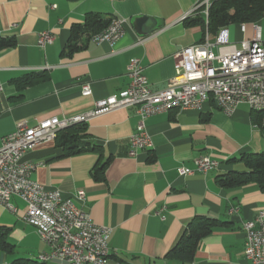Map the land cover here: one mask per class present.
<instances>
[{
  "label": "crops",
  "instance_id": "crops-1",
  "mask_svg": "<svg viewBox=\"0 0 264 264\" xmlns=\"http://www.w3.org/2000/svg\"><path fill=\"white\" fill-rule=\"evenodd\" d=\"M199 1L0 0V37L17 41L0 50V147L2 137L20 121L34 125L45 118L81 114L96 101L124 91L133 59H139L154 90L165 88L176 74L181 49L204 37L202 27L192 23L201 15L194 10ZM89 14L125 21L123 35L113 45L85 36L68 52L72 27L84 24ZM137 17L147 19L145 34L135 28ZM45 30L55 39L41 48L39 36ZM23 79L37 80L19 89ZM86 83L92 88L90 96L82 94ZM139 119L130 107L86 123L84 133L103 147L102 157L95 152L59 156L56 141H50L28 150L24 159L40 163L32 176L47 190L73 198L78 190L85 191V202L74 198L76 204L95 223L112 228L108 264H183L165 255L197 215L227 225L200 242L193 264H246L243 223L264 209V191L254 183L222 187L217 177L244 169L241 154L264 152V123H256L247 103L229 116L210 98L201 109L175 108L149 117L152 147L133 157L130 137ZM201 155L217 159L219 166L208 173L179 174V167H194ZM109 158L105 180H95L94 166ZM13 202L16 212L0 204V228L9 229L15 245L13 254L0 253V264L18 257L43 261L40 256L49 247L24 220L26 204L18 197ZM46 263L66 264L58 258Z\"/></svg>",
  "mask_w": 264,
  "mask_h": 264
},
{
  "label": "built area",
  "instance_id": "built-area-1",
  "mask_svg": "<svg viewBox=\"0 0 264 264\" xmlns=\"http://www.w3.org/2000/svg\"><path fill=\"white\" fill-rule=\"evenodd\" d=\"M214 1L200 0L195 5L194 10L200 11L207 23ZM124 22L113 18L93 39L96 42L107 40L113 45L124 33ZM252 25V35L240 42H232L229 26L222 27L215 35L207 29L200 42L181 49L176 74L161 90L151 87L139 59H133L128 66L130 84L119 94L96 101L94 108L81 114L62 119L45 118L34 125L20 121L13 131L2 137L0 204L12 212L17 211L14 197L26 204L24 220L36 228L49 247V252L40 257L47 261L58 258L66 264H108L112 228L95 223L90 213L76 204L74 198L85 202L83 189L78 190L74 198L63 197L59 190H47L34 179L32 175L40 163L25 160L26 152L41 143L55 141L59 134L57 126L87 123L95 117L130 107L136 108L140 118L137 130L130 137L129 155L133 157L152 147L146 126L151 116L175 108L201 109L210 98L229 116L241 103L249 104L256 111L257 105H264V31L257 22ZM241 30L247 31V23H241ZM54 39L51 31H42L39 46L45 48ZM82 94H92L90 83L82 86ZM219 164L217 159L201 155L195 158L194 167L181 166L178 172L182 176L208 173ZM243 231L246 264H264V209L243 223Z\"/></svg>",
  "mask_w": 264,
  "mask_h": 264
},
{
  "label": "trees",
  "instance_id": "trees-1",
  "mask_svg": "<svg viewBox=\"0 0 264 264\" xmlns=\"http://www.w3.org/2000/svg\"><path fill=\"white\" fill-rule=\"evenodd\" d=\"M264 18V0H215L209 10L208 23L204 15L192 20L193 24L202 27L204 34L208 29L211 35H215L219 29L232 24L243 22L252 24ZM112 21L96 14H89L84 24H75L67 46L68 52L78 48L79 42L86 37L103 31ZM17 43L15 38L0 37V50L13 47ZM66 52V51H65ZM37 79H23L17 83L19 89L25 88ZM254 111L255 121L258 125L264 123V110ZM86 123L70 125L62 129L56 138L59 148V156H72L83 153L95 152L103 156V147L95 140L87 138L85 132ZM107 159L94 166L92 175L95 180H105ZM243 165L242 170H231L217 177V183L226 188L240 187L247 184H257L264 191V152H245L239 159ZM227 225L226 222L208 216L197 215L185 227L177 242L171 247L165 257L177 259L183 264H193L200 242L216 228ZM9 229L0 228V253L13 254L15 245L9 240ZM9 264H47L44 261L18 257Z\"/></svg>",
  "mask_w": 264,
  "mask_h": 264
},
{
  "label": "rangeland",
  "instance_id": "rangeland-1",
  "mask_svg": "<svg viewBox=\"0 0 264 264\" xmlns=\"http://www.w3.org/2000/svg\"><path fill=\"white\" fill-rule=\"evenodd\" d=\"M257 24L260 25L264 31V18L258 21ZM229 29L232 42H240L252 35L254 27L252 24H247V31L243 32L241 30V24L239 23L230 25Z\"/></svg>",
  "mask_w": 264,
  "mask_h": 264
},
{
  "label": "water",
  "instance_id": "water-1",
  "mask_svg": "<svg viewBox=\"0 0 264 264\" xmlns=\"http://www.w3.org/2000/svg\"><path fill=\"white\" fill-rule=\"evenodd\" d=\"M146 20H147L146 17H137L133 21L135 28L138 30L140 34H145V32L142 29V26L146 22Z\"/></svg>",
  "mask_w": 264,
  "mask_h": 264
},
{
  "label": "bare ground",
  "instance_id": "bare-ground-1",
  "mask_svg": "<svg viewBox=\"0 0 264 264\" xmlns=\"http://www.w3.org/2000/svg\"><path fill=\"white\" fill-rule=\"evenodd\" d=\"M259 110H264V105H257L256 111H259ZM70 125H73V124H62V126H57V133H60L62 129ZM42 260L45 262L47 261L45 257H42Z\"/></svg>",
  "mask_w": 264,
  "mask_h": 264
}]
</instances>
